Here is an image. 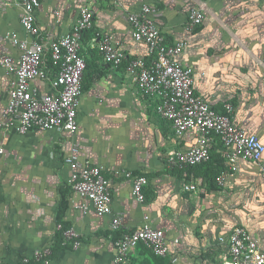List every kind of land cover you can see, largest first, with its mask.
<instances>
[{
  "label": "crops",
  "instance_id": "obj_1",
  "mask_svg": "<svg viewBox=\"0 0 264 264\" xmlns=\"http://www.w3.org/2000/svg\"><path fill=\"white\" fill-rule=\"evenodd\" d=\"M145 5L156 9V22L167 43H186L179 60L194 70L196 94L219 112L232 104L235 123L264 144V0H42L36 25L47 44L69 34L84 7L93 9V26L82 36V55L88 63L87 89L80 99L78 133L60 139L37 130L19 135L15 129H8L2 118L13 78L0 67V205H7L0 209V264L38 262L33 260L34 253L55 245L60 190L70 175L66 158L74 147H78L82 160L104 168L112 187L113 215L123 218L121 235L149 223L163 231L170 244L178 239L170 256L173 264H191L190 259L195 264H214L224 251L216 239L227 236L237 226L245 227L228 205H264V178L259 164L240 161L236 172L229 170L225 148L216 137L212 151L215 149L214 155L224 159L228 171L224 186L211 189L202 177L187 181L168 173L169 155L193 146L195 135L176 136L171 123L157 113V100L144 96L128 74L129 61L110 66L97 47L105 36H110L129 60L149 62L145 46L132 38L129 23V17L140 15ZM195 6L207 9L206 19L189 31V14ZM22 18L23 10L16 0H0V58L19 57L13 34L32 40L22 27ZM91 35L94 38L87 40ZM45 59L50 62V51ZM51 75L33 82L39 97L56 93V77ZM8 149L15 154L8 153ZM23 150L28 151L23 159H30V165L55 168L62 188L53 215L48 213L51 208L47 205L52 202L49 196H43L45 191L43 195L35 191L14 197L12 201L22 205L15 211L8 206L1 182L14 170L21 173ZM138 176L148 179L144 202L133 195V178ZM185 184H196L197 190L185 191ZM67 198L64 222L82 235V245L61 250L46 264H112L115 250L110 222L114 216L98 217L93 211L85 215L78 208L83 204L78 196L70 193ZM26 205L34 206L33 212L26 211ZM221 206L232 219L221 216ZM8 225L20 230L10 234ZM249 232L264 249V234ZM142 251L139 247L133 251L129 264L156 263L151 254Z\"/></svg>",
  "mask_w": 264,
  "mask_h": 264
},
{
  "label": "built area",
  "instance_id": "obj_2",
  "mask_svg": "<svg viewBox=\"0 0 264 264\" xmlns=\"http://www.w3.org/2000/svg\"><path fill=\"white\" fill-rule=\"evenodd\" d=\"M23 10L22 27L32 40H22L17 34L12 38L18 45L17 59L4 55L0 67L13 78L9 101L2 111V118L8 129H15L19 135L32 130L53 133L60 139L63 135H73L79 131L78 109L83 95V77L87 67L82 55V36L93 26L94 11L90 7L81 10L80 17L72 31L50 44L45 43L36 25V12L42 0H16ZM205 7L195 6L190 10L187 30L201 26L206 19ZM156 9L143 6L140 15H131L129 23L132 38L145 46L150 61L129 60L128 55L114 43L110 36L97 44L104 61L113 67L129 61L127 72L131 75L139 91L146 97L157 100V113L171 123L178 137L193 133L196 143L172 152L167 159L168 170H184L207 163L211 159L214 138H218L225 148L229 170L236 172L240 161L259 164L264 178V144L261 139L238 126L232 118L234 107L226 104L224 112H219L209 101L198 96L194 88L195 74L191 68L180 62L186 46L185 42L175 45L167 43L165 35L156 22ZM50 51L53 65L58 68L55 94L39 97L32 84L36 80L49 79L46 54ZM3 152L1 149L0 153ZM70 170L67 184L72 194L83 202L78 208L85 215L93 211L98 217L113 215V195L110 182L104 176V168L82 160L78 147L71 150L66 158ZM228 171L218 178L219 186H224ZM127 177L132 175L127 173ZM148 179L144 176L133 178V195L138 202L145 201L144 188ZM185 191H196V184L184 185ZM124 222L116 215L110 222V231L118 232ZM59 230L62 225H58ZM82 235L74 228L64 232L65 244H73L79 249ZM179 240L169 243L165 233L145 223L131 232L123 233L114 242L115 255L112 264H129L133 251L140 245L160 258H167L179 244ZM217 244L224 247L220 253L221 264H264V249L243 226L235 227L227 236L220 235ZM51 255L46 248L34 253L40 260ZM28 262V260H25Z\"/></svg>",
  "mask_w": 264,
  "mask_h": 264
},
{
  "label": "rangeland",
  "instance_id": "obj_3",
  "mask_svg": "<svg viewBox=\"0 0 264 264\" xmlns=\"http://www.w3.org/2000/svg\"><path fill=\"white\" fill-rule=\"evenodd\" d=\"M8 153L15 154V152L10 149H8ZM27 153H28L27 150H23L20 152V155H21L20 160L22 159V162L21 161L19 162V164L21 163L20 165L22 167L21 173L19 172L18 174L14 170L12 171L9 177H5L3 182H1L4 185L3 189L6 192L8 203L10 202L8 206L12 207L13 210L15 211L19 206L22 207V205H17L18 201H12L14 200V197L16 196L18 198L23 197L24 194L25 195L27 193L30 194V192L34 193L35 191L42 194L45 191L47 194L46 195L42 194V195L49 196L48 198H51L50 201L52 202V205H47V206L48 208H51L50 212L48 213L53 215V212L57 206V201L60 197L58 190L62 188V185H60V183L56 179L55 171H54L55 168L51 169L48 166L47 167H38V166L34 167L33 165H30L29 164L30 159H26V158L23 159V157L27 156L26 155ZM9 170L11 171V169ZM11 192L13 193V195H11ZM2 197L5 198L4 195ZM55 199L57 201H55ZM5 206L7 205H0V209ZM27 206H29V208ZM228 206L234 212H236L235 217L238 218V221L240 220L241 222L244 223L247 230L251 231L253 234H261V233L264 234V218H263L264 217V205H228ZM222 208L224 207L221 206V210H218L219 213L222 214L221 216L227 219H232V217L227 215L226 211H222ZM26 209H27L26 211L30 210L33 212L34 206L32 207V205H26ZM0 223H3V222L1 221ZM6 227L8 228L7 231L9 230L11 231L10 234H13L14 232L20 230V228H14V226L9 227L8 225ZM211 230L213 231V228ZM197 256L198 255H196V257ZM190 261H191V264H195L196 262L194 259L193 261L192 259H190Z\"/></svg>",
  "mask_w": 264,
  "mask_h": 264
},
{
  "label": "trees",
  "instance_id": "obj_4",
  "mask_svg": "<svg viewBox=\"0 0 264 264\" xmlns=\"http://www.w3.org/2000/svg\"><path fill=\"white\" fill-rule=\"evenodd\" d=\"M90 30L91 29L85 31L84 34L89 32ZM93 36L94 35H91L87 40L94 38ZM146 62L148 63V61H146ZM86 64H87V67H86L84 77H83V93L87 89V86L85 84L87 71H88L87 61H86ZM108 65H110V64H108ZM46 67H47L48 72L52 74L51 76L56 77L57 72H58V68L53 65L52 59L50 60L49 63H47ZM223 112H224V110H223ZM221 147H222V145H221ZM221 147H218V148H221ZM214 150L215 149H213V151H212L211 159L207 163H204L202 165H198L195 167H191L188 169H184V170H173V171L168 170L169 171L168 173L173 174V175L178 174L181 178H186L187 181L195 179V177H202L205 181V184L209 188H211V189L217 188V187H219L218 183H217V178L223 172H225L227 170V167H226V164L224 163V159H222V157L214 155V153L216 152ZM70 192H71V186L68 184L60 190L61 200H60V206L57 210L56 222L58 225H62V229L59 230L56 234V243L51 249V255L43 256L41 258V260H37L38 262L33 261L30 264H46L47 262H50L51 260L55 259L61 250L71 248V246L73 247L72 243L71 244H65L64 243L65 242L64 232L71 229L70 223L64 222L65 212L67 211L68 205H69L67 197L70 194ZM109 234L111 235V232ZM112 235H113V240L115 242L116 240H118L120 238L121 232L120 231L114 232V233H112ZM139 250H143L142 251L143 254H145V252L148 254H151L154 262H156L155 264H173L172 259L170 257H168V258L157 257L152 252H150L148 249H146L144 247V245H140ZM33 260H36V258L34 257ZM22 264H25V263L23 262ZM214 264H221V262H220V260H217Z\"/></svg>",
  "mask_w": 264,
  "mask_h": 264
},
{
  "label": "clouds",
  "instance_id": "obj_5",
  "mask_svg": "<svg viewBox=\"0 0 264 264\" xmlns=\"http://www.w3.org/2000/svg\"><path fill=\"white\" fill-rule=\"evenodd\" d=\"M168 258V257H167Z\"/></svg>",
  "mask_w": 264,
  "mask_h": 264
}]
</instances>
